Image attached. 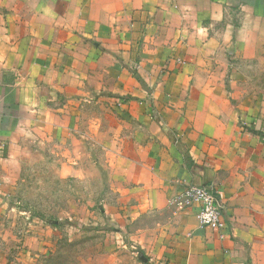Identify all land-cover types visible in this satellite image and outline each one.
I'll return each instance as SVG.
<instances>
[{
	"label": "crops",
	"instance_id": "crops-1",
	"mask_svg": "<svg viewBox=\"0 0 264 264\" xmlns=\"http://www.w3.org/2000/svg\"><path fill=\"white\" fill-rule=\"evenodd\" d=\"M248 59L264 61V0H0V193L49 144L58 177L97 179L144 264H264ZM185 184L214 186L223 237L170 203Z\"/></svg>",
	"mask_w": 264,
	"mask_h": 264
},
{
	"label": "rangeland",
	"instance_id": "rangeland-1",
	"mask_svg": "<svg viewBox=\"0 0 264 264\" xmlns=\"http://www.w3.org/2000/svg\"><path fill=\"white\" fill-rule=\"evenodd\" d=\"M235 67L240 96L261 105L264 61ZM49 148L45 144L41 157L24 159L16 183L0 193V264H144L124 223L102 212L97 179L58 177Z\"/></svg>",
	"mask_w": 264,
	"mask_h": 264
},
{
	"label": "built area",
	"instance_id": "built-area-1",
	"mask_svg": "<svg viewBox=\"0 0 264 264\" xmlns=\"http://www.w3.org/2000/svg\"><path fill=\"white\" fill-rule=\"evenodd\" d=\"M170 203L177 211L184 210L196 205L195 218L200 227H208L220 232L226 224L223 219L224 203L212 185L201 186L196 184H185L170 199Z\"/></svg>",
	"mask_w": 264,
	"mask_h": 264
},
{
	"label": "water",
	"instance_id": "water-1",
	"mask_svg": "<svg viewBox=\"0 0 264 264\" xmlns=\"http://www.w3.org/2000/svg\"><path fill=\"white\" fill-rule=\"evenodd\" d=\"M140 258H141L142 261H144V262L146 261V258L144 257L143 254H141Z\"/></svg>",
	"mask_w": 264,
	"mask_h": 264
}]
</instances>
